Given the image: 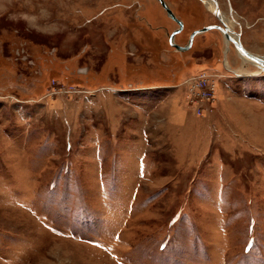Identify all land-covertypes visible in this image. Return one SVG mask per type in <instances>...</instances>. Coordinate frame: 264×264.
I'll return each instance as SVG.
<instances>
[{
  "label": "rangeland",
  "instance_id": "obj_1",
  "mask_svg": "<svg viewBox=\"0 0 264 264\" xmlns=\"http://www.w3.org/2000/svg\"><path fill=\"white\" fill-rule=\"evenodd\" d=\"M164 1L177 45L220 25ZM216 1L264 57V0ZM177 29L157 0H0V264H264V72Z\"/></svg>",
  "mask_w": 264,
  "mask_h": 264
},
{
  "label": "water",
  "instance_id": "obj_2",
  "mask_svg": "<svg viewBox=\"0 0 264 264\" xmlns=\"http://www.w3.org/2000/svg\"><path fill=\"white\" fill-rule=\"evenodd\" d=\"M157 1L160 4V6L163 8V10L166 12V14L173 21H175L178 24V29L175 30L174 32H172L170 34V36H169V44L171 46H173L176 50L182 51V50H187L188 48H190L192 43H193V39H194V37L197 34L204 33V32L210 31V30H219L226 40H228V41L230 40L234 44L236 50H238L242 54V56H244L250 62H252L254 64H257V65H261L264 68V59L254 55V54H252V53H250V52H248L247 50L244 49V47L241 44V41L239 40L240 39L239 33H237V34L233 33V34L236 35V40L231 39L230 36L228 35L230 31L228 30V28L221 21H219L220 25L205 26V27H203L201 29L193 31L190 34L189 40H188L186 45L180 46V45L175 44L174 43V38L182 30L183 24L181 23L180 20H178L176 18V16L173 14V12L167 6V4H166V2L164 0H157ZM210 1H212L213 4H214L213 14L215 15V17H217L218 14H219V8L217 6V1L216 0H210Z\"/></svg>",
  "mask_w": 264,
  "mask_h": 264
},
{
  "label": "built area",
  "instance_id": "obj_3",
  "mask_svg": "<svg viewBox=\"0 0 264 264\" xmlns=\"http://www.w3.org/2000/svg\"><path fill=\"white\" fill-rule=\"evenodd\" d=\"M208 79H198L192 86L190 90V93L188 95V98L192 99V97H197L199 99H210L213 95V90L209 89L207 87V81ZM209 86L211 87V84L208 83ZM190 103H194L190 101ZM195 104V103H194Z\"/></svg>",
  "mask_w": 264,
  "mask_h": 264
},
{
  "label": "bare ground",
  "instance_id": "obj_4",
  "mask_svg": "<svg viewBox=\"0 0 264 264\" xmlns=\"http://www.w3.org/2000/svg\"><path fill=\"white\" fill-rule=\"evenodd\" d=\"M203 1V3L204 4H206V8L207 9H209L210 11L213 9V7H214V4H213V2H211L210 0H202ZM219 21H221L227 28H228V30L230 31L229 32V36H230V38L231 39H233V40H236V35L235 34H237L236 32H234L231 28H229V26L224 22V20L222 19L223 17L222 16H217L216 17ZM232 33V34H231ZM233 33H235V34H233ZM240 40V39H239ZM241 41V40H240ZM225 43H226V47H227V45H229V43H232L230 40L228 41V40H226L225 39ZM243 46V45H242ZM237 52L239 53V55L243 58L242 59V62H244V63H246L247 61L248 62H250L249 60H247L244 56H242V54L237 50ZM257 56V55H256ZM258 57H261V56H258ZM261 58H263L264 59V57H261ZM250 63H252V62H250ZM254 64V63H253ZM254 65H256L257 67H258V69H259V72H264V68L261 66V65H257V64H254ZM235 75H238L237 73L235 74Z\"/></svg>",
  "mask_w": 264,
  "mask_h": 264
},
{
  "label": "flooded vegetation",
  "instance_id": "obj_5",
  "mask_svg": "<svg viewBox=\"0 0 264 264\" xmlns=\"http://www.w3.org/2000/svg\"><path fill=\"white\" fill-rule=\"evenodd\" d=\"M202 1V0H201ZM203 2V1H202ZM212 2V1H211ZM206 6V5H205ZM218 6V5H217ZM207 7V6H206ZM209 10V9H208ZM213 10H214V7H213V9L210 11V12H212L213 13ZM221 13H220V11H219V15H220ZM219 21V20H218Z\"/></svg>",
  "mask_w": 264,
  "mask_h": 264
}]
</instances>
